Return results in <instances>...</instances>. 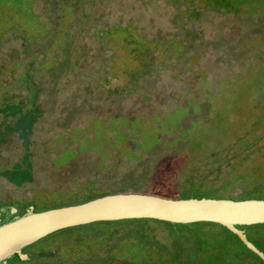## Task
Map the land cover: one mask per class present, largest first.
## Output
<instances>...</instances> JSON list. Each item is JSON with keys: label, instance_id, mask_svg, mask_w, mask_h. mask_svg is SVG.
<instances>
[{"label": "rangeland", "instance_id": "obj_1", "mask_svg": "<svg viewBox=\"0 0 264 264\" xmlns=\"http://www.w3.org/2000/svg\"><path fill=\"white\" fill-rule=\"evenodd\" d=\"M263 18L264 0H0V213L115 193L264 199ZM205 225L97 221L29 246L151 248L150 233L187 238L180 257L210 245Z\"/></svg>", "mask_w": 264, "mask_h": 264}, {"label": "water", "instance_id": "obj_2", "mask_svg": "<svg viewBox=\"0 0 264 264\" xmlns=\"http://www.w3.org/2000/svg\"><path fill=\"white\" fill-rule=\"evenodd\" d=\"M17 207L16 204L5 205L0 213V264L34 257L23 255L21 250L54 231L122 219H154L183 225L215 223L236 235L264 261L263 252L245 237L250 226L264 223V199H168L115 193L39 212H32L29 205H21L26 210L21 215L16 213Z\"/></svg>", "mask_w": 264, "mask_h": 264}, {"label": "flooded vegetation", "instance_id": "obj_3", "mask_svg": "<svg viewBox=\"0 0 264 264\" xmlns=\"http://www.w3.org/2000/svg\"><path fill=\"white\" fill-rule=\"evenodd\" d=\"M20 203L26 204V202ZM16 210L21 213L26 211L23 208ZM31 211H33L32 208ZM203 227L205 229H216L218 234L207 242L210 244L209 246L202 243L204 240H192L191 242L194 245H189L186 254L180 257H178L180 249L173 250L172 246L174 244L178 247L182 246L184 241L187 242V238H179V243L173 240L169 242L165 240L166 238L160 241L156 235L148 233L147 237L151 241V248H145V245L141 242L142 239L136 238L135 240H129V247H123L122 244L120 245L117 242L116 244H108V249H104V245L93 239L92 236L78 234L55 239L45 247L35 248L29 246L24 248L21 250L23 255H34V257L17 260L13 264H33L41 259L48 260L51 264H256L250 254L256 256L264 264V261L243 242V252L233 246L238 238L235 235L223 232L220 228L221 225H205ZM248 232L245 236L246 239L264 254V230L251 227ZM114 237L121 238L120 242H122V234L115 232ZM160 246L166 248L164 249L167 251L165 257L160 256L162 253L159 254L158 248ZM205 260L206 263H204ZM9 262L10 260H6L7 264ZM45 264L48 263L45 262Z\"/></svg>", "mask_w": 264, "mask_h": 264}, {"label": "trees", "instance_id": "obj_4", "mask_svg": "<svg viewBox=\"0 0 264 264\" xmlns=\"http://www.w3.org/2000/svg\"><path fill=\"white\" fill-rule=\"evenodd\" d=\"M263 19H264V18H263ZM241 55H242V54H241ZM243 56H245V54H243ZM0 99H4V100H5V103H4V104H9V103L11 102V100H9V97L6 96V95H4L3 97H0ZM164 114H165V113H164ZM164 114H163V115H164ZM163 115H161V116H163ZM171 116H172V115H171ZM164 117H165V116H164ZM171 118H172V117H171ZM258 119H259V120H260V119H263V121H264V115H263L261 118H258ZM171 136H172V134H171ZM256 140L258 141V139H256V138H255V139L253 138L252 140H249V138H248V139H245V140L242 142V144L248 146V145L253 144L254 141H256ZM4 171L7 172L6 170H4ZM5 172H4V173H5ZM158 221H159V220H158ZM251 227H252V226H250V227L248 228V231H249V229H251ZM220 228H221V230H222L223 232H225V233H229V234H231V235H234V234H232L231 232H229L226 228H224L223 226H221ZM248 231H247V232H248ZM246 234H247V233H246ZM248 234H249V232H248ZM235 236H236V235H235ZM236 237H237V236H236ZM237 238H238V237H237ZM248 250H249L250 253H252L250 249H248Z\"/></svg>", "mask_w": 264, "mask_h": 264}]
</instances>
